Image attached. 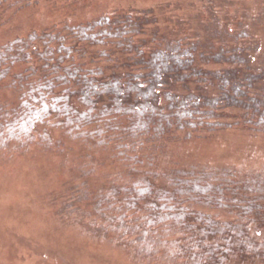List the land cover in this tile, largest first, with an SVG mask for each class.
I'll list each match as a JSON object with an SVG mask.
<instances>
[{
	"label": "trees",
	"instance_id": "trees-1",
	"mask_svg": "<svg viewBox=\"0 0 264 264\" xmlns=\"http://www.w3.org/2000/svg\"><path fill=\"white\" fill-rule=\"evenodd\" d=\"M42 1L0 0V145L61 150L73 144L95 161L106 154L121 170L94 192L77 187L68 213L92 217L95 230L106 223L113 235L124 232L142 252L156 251L176 228L179 239L172 243L175 253L186 252L185 261L216 264L243 250L264 262V193L243 191L240 201L255 209L262 226L236 229L190 207L199 197L229 192L236 203L239 183L229 172L177 171L164 183L155 177L156 151L177 135L243 123L264 132V37L249 31L230 48V31L214 36L210 24L205 36L168 35L155 14L165 17L171 7L160 6L2 40L12 16ZM259 13L261 21L264 9Z\"/></svg>",
	"mask_w": 264,
	"mask_h": 264
},
{
	"label": "rangeland",
	"instance_id": "rangeland-1",
	"mask_svg": "<svg viewBox=\"0 0 264 264\" xmlns=\"http://www.w3.org/2000/svg\"><path fill=\"white\" fill-rule=\"evenodd\" d=\"M192 3L200 6L192 9ZM174 5H180V9L173 10ZM160 6L171 7L165 11V17L155 14L159 31L168 35L196 32L205 36L204 27L210 24L214 36H219L224 27L230 31L226 36L231 44H225L230 48L236 45L233 44L236 37L249 31L264 37V18L260 21L262 18L258 17L264 9V0H45L12 16L1 38L7 41L64 22L75 26L113 14ZM214 46L220 47L218 43ZM235 112L229 111V116ZM62 146L61 150L0 148V264H215L206 259L191 263L182 257L186 252L175 253L176 243L173 245L172 241L179 239L176 228L170 229L165 236L169 238L162 241L160 248L148 253L142 252L144 247L134 239L120 236L124 232L113 235L106 223L101 230H95L89 222L92 217L68 213L73 211V197L79 194L77 187L94 192L109 179H115L121 169L107 162L106 154L97 155L95 161L86 148ZM156 153V183L167 182L177 171L196 175L229 172L233 182L239 183L236 203L231 201L234 198L231 192L224 194L225 198L218 193L214 200L199 197V203L191 202L192 212L210 214L236 229L262 226L253 212L255 209L240 201L243 191L251 195L264 193L263 131L243 123L190 138L180 134L166 140L165 148ZM195 190H199L197 185ZM85 193L84 198H91ZM82 204L84 207L85 202ZM167 246L171 248L166 249ZM180 249H186V245H180ZM242 252L236 251V257H222L216 264H264L261 257L250 258Z\"/></svg>",
	"mask_w": 264,
	"mask_h": 264
}]
</instances>
